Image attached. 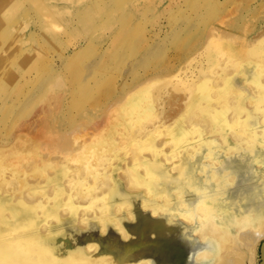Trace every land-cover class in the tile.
I'll return each mask as SVG.
<instances>
[{"label":"rangeland","instance_id":"1","mask_svg":"<svg viewBox=\"0 0 264 264\" xmlns=\"http://www.w3.org/2000/svg\"><path fill=\"white\" fill-rule=\"evenodd\" d=\"M261 34H264V0H0V174L8 164L14 166L16 174L23 169L18 175L0 178V196L10 197L15 205L22 204L20 197L35 204L33 237L45 233L42 239L50 243L42 251L50 258L54 251L65 256L74 255V250L85 255L98 253L95 259L77 264H137L138 252H143L146 264H152L153 257L148 252L153 251L148 241L154 237L150 225L158 218V212L144 208L139 194L147 201L158 199L159 204L165 203L167 207L172 202L164 194L151 195L145 187L135 190L128 187L122 174L126 163L136 165L142 173L146 171L130 159L129 148L135 145L140 150V144L133 138L127 141V135L135 133L138 140L149 135L151 142L170 155L171 146L164 138L169 137L167 133H174L172 126L177 122L185 126L184 136L200 138L199 142H193L196 159L202 153L205 160L211 154L208 152L226 150L223 144L211 143L218 138L213 126L216 124L186 106L187 90L183 79L178 78L179 73L202 61V71L195 67L198 75L194 82L204 81L207 71H217V58L205 55L209 45L216 42L247 50ZM254 69H257L255 62L244 66L246 73ZM227 73L245 84L241 73L232 70ZM221 74L219 83L224 82L226 75ZM218 89L213 91L215 97ZM144 91L151 94L146 93L147 102L141 96ZM137 99L141 112L135 108L134 113H128L132 110H125V104ZM232 101L234 104L231 99L223 101L219 109L226 111L222 130L234 141L229 128L238 125L233 115L237 111H232L237 109L234 106L237 99ZM151 102L153 108L148 106ZM262 116L264 113L258 117ZM258 123L264 126V119ZM244 129L249 132L248 139H255L259 147L264 143V127L255 132L252 128ZM248 139L242 138L245 145ZM184 143L188 144L187 138ZM141 151L152 159L147 150ZM160 159L168 171L175 173L173 159L167 160L163 154ZM196 159L187 166H193L202 180ZM24 160L27 161L23 163ZM67 166L78 170L70 173V169H65ZM104 166L107 172L110 170L108 173L112 171L113 178L107 182L96 176L92 187L94 168ZM36 168L47 171L46 178L31 177ZM206 171L217 173V165L207 166ZM238 171L241 180L244 172ZM68 176L71 184L82 177L86 179L83 193L77 194L76 187L67 186ZM216 178L211 177L212 184L206 185L202 193L192 189L193 193L186 198L194 205L192 213L198 215L191 220H205L201 229L204 238L200 239L203 242L200 248L205 249L197 256L196 264H224L223 258L228 261L225 264H264V237L251 261L245 246L237 239L239 227L245 222L240 215L242 210L217 205ZM164 179L159 177V181ZM112 185L120 192L126 189L137 193L135 201L124 199L123 193L116 200L107 201L105 194ZM152 185L160 189L153 182ZM11 201L7 200L9 204ZM132 204L148 213L149 226L141 218L131 216ZM64 209L67 211L63 212ZM218 209L225 214L221 216ZM248 213L251 216L254 212ZM55 215L64 218L73 215V231L76 225L84 228L88 222L94 223L99 244L84 240L79 246V238L71 234L55 241L58 247H52L54 239L49 226L56 221ZM238 216L240 220L236 219ZM124 217L131 226L126 232L122 228ZM261 221L254 218L250 224L252 231ZM21 227L6 226L2 239L14 241L21 236L18 246L29 247L30 241L22 238L28 234ZM142 231L147 236L140 234ZM194 234L199 237L198 232ZM129 239L140 244L126 252L123 243ZM38 247L37 243L32 245L34 251L43 246ZM56 264L61 262L57 260Z\"/></svg>","mask_w":264,"mask_h":264},{"label":"bare ground","instance_id":"2","mask_svg":"<svg viewBox=\"0 0 264 264\" xmlns=\"http://www.w3.org/2000/svg\"><path fill=\"white\" fill-rule=\"evenodd\" d=\"M205 55L210 58H217V71H207L204 81L194 82L198 75V72L195 71V67L202 71L203 62L201 61L197 63L195 67H190V65H188L185 71L179 73L178 78L183 79L182 83L186 86L188 98L185 99V102L189 110L202 113L212 125L213 123L216 124L213 126L215 127L218 138L212 139L211 143L217 142L219 145L223 144L227 149L220 152H208L211 154L207 155L205 160H203L204 153H202L201 157H199L200 160L196 159L193 142H199L200 138L184 136L185 132L183 131L185 130V126L177 122L175 126H172L174 133H167L169 137L164 138L165 142L171 146L170 155L165 154L166 152L163 151L164 148H159L151 142L152 140L149 135L141 137L140 140H138L136 137L137 135L132 133L133 135H127V138L130 137L129 139L126 138L127 141H132L133 138L140 144V150H137L135 145L131 146L133 142L129 145L131 146L129 148V150H131L129 156L131 160L140 163L141 167L146 171V173H142L136 165L129 166L127 165L128 163H126V169L123 170L122 174L127 181L128 187L134 190L145 187L151 195L164 194V196L172 202L170 207H167L165 203L159 204L157 201L158 199H148L147 201L146 197L139 194V197L144 200V208L149 207L153 213L158 212V218L152 222L150 221L152 223L150 226H153L152 232L154 233V237L149 241L146 239L152 246L153 253L148 252V254L153 257L152 264H196L198 262L197 256L205 249L202 250V248H200L203 243L200 242V239L204 238L201 229L205 220H198L197 222L191 220L192 217H197L198 215L192 213L191 209L194 205H190L186 198L191 196L193 193L192 189L196 190L199 194L202 193L206 185L212 184L211 177H217L215 180L217 183V198H219L217 205L222 204L223 207H233L235 211L238 209L242 210L240 215L243 216L242 220H245V222L242 227H239L240 231L237 235V239L245 246L251 261L254 260L257 245L261 238L264 237V194H262L264 193V147H262L264 143L259 147L255 139H248L249 132L244 129L252 128V132H255L256 129L264 127L258 123L261 118L264 119V116L261 118L258 117L264 113V34L255 38L247 50L243 48H232L226 44H217L214 42L208 46V51ZM254 62L256 63L257 69L246 73L244 70L245 64H254ZM241 68L242 71L240 72ZM231 70L234 71V73H241L245 84L239 83L240 81L236 80L234 76L231 78V75L227 73ZM221 73H226L224 76L225 78H223V83H219V80L222 78ZM216 79L217 82H214ZM216 88H219L217 90V97L213 95V91ZM144 92L145 93L141 96L142 99H145L147 102L146 93L148 94L149 92ZM149 95L151 94L149 93ZM229 99H231V104H234V101H232L233 99H237L234 105L237 109H232V111H237L233 115H236L238 125L229 128L230 135L235 142L227 137L228 133L226 131L222 130V123L225 122L226 111L222 108L221 110L219 109L221 105H223L222 102ZM260 103H262V105ZM148 106L153 108L152 102L148 104ZM125 108V110H127V108L132 110L128 113H134L133 110L135 108L141 112L142 106L137 99L125 104ZM242 113L245 116H241ZM120 116H122V114H120ZM142 122L145 121L142 119ZM148 122L153 121L149 120ZM119 135L123 136V134ZM243 137L248 139L247 145H245L246 141H242ZM186 138L188 144L184 143ZM128 147H126V149H128ZM186 147L189 148L186 149ZM143 149L149 152L152 159L142 154L141 150ZM88 150L90 149L88 148ZM92 152H95L94 148ZM198 152L201 154L200 150H198ZM161 154L165 155L167 160L173 159L172 169L175 173L167 170L165 162L160 159ZM12 158H14V156H12ZM139 159L141 162H138ZM194 159H196L197 170H200V175L203 177L202 180L201 177L193 171V166L191 168L187 166V163L189 162L192 164L191 160ZM83 160V158L80 159L81 162H83ZM25 161L27 160H24L23 163ZM214 164L217 165V173H208L206 167ZM67 168L70 169V173H75V171L78 170L75 166H67L65 169ZM102 168L103 169L94 168L92 173L93 178L91 179L92 187L96 184V176H99L107 182L109 181L107 179L113 178L112 171L108 173L110 170L107 172L105 166ZM2 170L3 172L0 174V178L3 176L5 178H10L11 174H16L12 164L3 166ZM49 170H54V168L49 167ZM238 170L244 172L241 180H238ZM20 171H23L22 167L20 170H17L16 175H18ZM46 175H48L47 171L36 168L31 177L39 180L40 178H46ZM161 176L165 179L159 181V177ZM150 177H154L157 180H153ZM69 178L70 176L67 178V186H69V188L76 187L78 190L77 194L83 193L86 179L82 177L74 184H71ZM114 181L115 179H112V182ZM151 181L159 185L160 189L158 187H153ZM203 181L205 184H203ZM23 182L26 184L27 188H31V185L28 184L27 181ZM169 191L175 192L176 195L169 193ZM205 191H208V189L206 188ZM32 192L31 190V195H33ZM125 192L128 193L125 194ZM119 193H123L124 199L127 200L131 198L133 201H135V196L138 195L126 189H124V192H120L118 187L114 188V185H112L105 194V199L107 201H114L119 197ZM158 197L161 196L158 195ZM7 200V198L0 196V220H26V216L29 215L30 219H27L28 221L25 222L24 225H21L23 226L21 230L28 234L22 235L23 240L28 239L31 245L29 247L18 246L17 241L21 240V236H16L14 241H11L7 238L2 239L3 234L0 233V264H56L57 260H59L61 264H77L79 261H89V259H95L98 256V253L85 255L81 253L80 250H74L75 254L69 256H65V254L59 251H54L52 253V258H50L47 253L42 251L44 247L46 248L50 244L49 241L35 240L34 238L37 236L33 237V235H35L36 228L34 223L36 219L32 207H34L35 204H29L25 199H21L23 201L22 205L16 206L9 204ZM111 203L112 202H109V204ZM181 203L186 207H183ZM66 207L71 208V206ZM66 211V209L63 210V212ZM217 211L220 212L221 216L225 214V211L219 209ZM249 211L254 212L253 215H248ZM129 213L132 214L131 216L134 218H141V220L149 226L150 222L147 219L148 213L143 211V209L138 210L137 206L133 205ZM165 217H167L166 220L163 219ZM72 218L74 219L73 215H68L65 218L55 215L56 221L50 224L49 234L58 235L59 238L69 237V235L72 234L79 238V246H81L84 240L93 241L91 243L94 245H97V243L99 244L100 240L99 236L96 235V228H94L96 225L94 223L88 222L84 228L76 225L73 231L70 227V220H72ZM238 218L239 216L236 219ZM254 218L262 220V224L254 227L252 231L250 224L254 223ZM30 220L34 221L30 222ZM122 228L124 232L131 230V226L127 219L125 220V227ZM195 231L199 233V237L195 236ZM72 232H74V234ZM14 234L17 235V229L14 230ZM109 234L111 236H116L113 232ZM140 234L147 236L143 231ZM137 238H139V236ZM36 243L39 247L43 246L42 248L38 247V251H34V248H32V245L35 246ZM9 244H13L15 247ZM139 244L140 241L129 239L123 243V247H125L126 252H129L136 249ZM54 245L55 242H53L52 247ZM70 247H72V245H70ZM262 252H264V248H262ZM145 254L146 253L138 252L137 264H146L147 256H145ZM230 260H233V258H230ZM223 262L225 264L228 261L223 258Z\"/></svg>","mask_w":264,"mask_h":264},{"label":"crops","instance_id":"3","mask_svg":"<svg viewBox=\"0 0 264 264\" xmlns=\"http://www.w3.org/2000/svg\"><path fill=\"white\" fill-rule=\"evenodd\" d=\"M8 199H9V201H11V199H10V197H8ZM20 199V202L22 203L23 201L21 200V199H24L23 197H20L19 198ZM15 205L12 201H11V205ZM22 205V204H21ZM16 206H18V205H16ZM27 219H29V215H27L26 216V220H0V233L1 234H4L5 232H4V228H6V226H13V225H19V226H21V225H24L25 224V222H27L28 220ZM32 221H34V220H30V222H32ZM71 221V220H70ZM72 222V221H71ZM5 225V226H4ZM29 226V225H28ZM23 227V226H22ZM70 227H72V225L70 226ZM42 237H40V236H37V237H35L34 239L35 240H48V239H42V238H44L45 237V233L44 234H42L41 235ZM52 236V239H54V241L53 242H55V241H59V239H62V238H59L58 237V235H51ZM38 237H40V239L38 238ZM49 241V240H48ZM53 247H58L57 246V244L55 243V245L53 246Z\"/></svg>","mask_w":264,"mask_h":264}]
</instances>
